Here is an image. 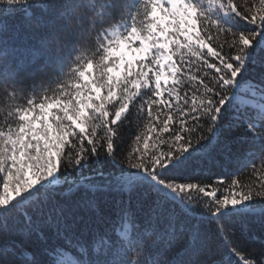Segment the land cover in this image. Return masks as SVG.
<instances>
[{
  "label": "snow or ice",
  "instance_id": "snow-or-ice-1",
  "mask_svg": "<svg viewBox=\"0 0 264 264\" xmlns=\"http://www.w3.org/2000/svg\"><path fill=\"white\" fill-rule=\"evenodd\" d=\"M53 2L56 17L31 20L45 36L27 61L43 59L40 84L0 82L19 101L0 113V264H255L234 226L257 211L248 202L264 203V179L180 172L217 129L251 157L243 168L255 174L259 160L264 172V70L248 75L264 69L249 51L264 36V0H139L123 31L101 0ZM133 110L147 132L126 148ZM213 150L238 159L216 137L201 155L218 164Z\"/></svg>",
  "mask_w": 264,
  "mask_h": 264
},
{
  "label": "trees",
  "instance_id": "trees-1",
  "mask_svg": "<svg viewBox=\"0 0 264 264\" xmlns=\"http://www.w3.org/2000/svg\"><path fill=\"white\" fill-rule=\"evenodd\" d=\"M47 9L35 6L34 0H30L27 5L8 6L0 4V23H6L7 27L0 29V82H12L10 76L16 74L18 79H23L27 91H32L34 85H39L41 75L38 69L43 64V59L35 64H29L28 54L30 50L39 49L41 41L45 38L44 35L38 33L32 26L31 20L42 18L51 20L58 15V6L53 0H46ZM243 3L244 0H239ZM101 3L113 13L114 23L118 30L123 31L131 24V15L135 12L139 0H101ZM60 24L53 26V31L59 30ZM264 36H258L257 41L250 45L251 57H264ZM83 55H90V52H84ZM259 63L254 67L249 65L248 75L250 77H258L261 71ZM59 69H57V74ZM90 74L87 78L91 79L95 75V68H88ZM35 73V75H33ZM11 91V89H9ZM103 94V93H102ZM167 100V96H164ZM19 101H11L5 98L2 86H0V113H6L10 103H18ZM114 112L115 109L110 108ZM147 111V109H145ZM2 120V116H0ZM146 120L137 119L136 111L133 110L127 120L124 121L122 135L125 138L124 147H136L135 137L137 134L144 136L147 132ZM99 131V129H97ZM131 133V136L129 134ZM103 135V133H100ZM213 137L219 138L224 143H230L234 154L238 155V159L233 161H223L219 154L213 150L209 153L213 159L219 163H211L201 153L203 149L213 142ZM151 139V136H148ZM251 139L250 137L248 138ZM143 148V142L140 145ZM151 150V149H149ZM187 157V166L180 172L181 178L204 179L210 178L216 180L217 175H231L229 179H238L242 184L257 183L260 179H264V172H261L259 160H256L258 171L251 174V165L248 168H243L245 159H250L247 153L243 152L242 146L236 141L233 135H230L224 129H217L208 140L197 144L194 148L189 149L185 153ZM182 159H184L182 157ZM206 182V181H205ZM14 186V185H12ZM11 190V188H10ZM3 193V177L0 176V194ZM250 207L256 208L255 213H250L245 220L235 225L238 236L244 239L243 249L244 254L250 260L255 261V264H264V225H261L257 217L264 215V203L260 201L248 202ZM199 211V210H197ZM114 219V217H113ZM211 225V220L207 222V226ZM122 223L116 219L114 227L120 229Z\"/></svg>",
  "mask_w": 264,
  "mask_h": 264
},
{
  "label": "rangeland",
  "instance_id": "rangeland-1",
  "mask_svg": "<svg viewBox=\"0 0 264 264\" xmlns=\"http://www.w3.org/2000/svg\"><path fill=\"white\" fill-rule=\"evenodd\" d=\"M135 46H138V45H135ZM127 51V50H126ZM169 83H170V81H169ZM164 91V89H162V92Z\"/></svg>",
  "mask_w": 264,
  "mask_h": 264
},
{
  "label": "clouds",
  "instance_id": "clouds-1",
  "mask_svg": "<svg viewBox=\"0 0 264 264\" xmlns=\"http://www.w3.org/2000/svg\"><path fill=\"white\" fill-rule=\"evenodd\" d=\"M21 264H22V262H21Z\"/></svg>",
  "mask_w": 264,
  "mask_h": 264
}]
</instances>
